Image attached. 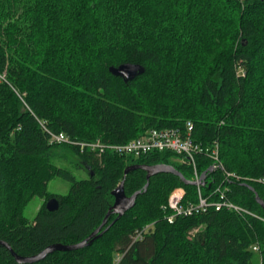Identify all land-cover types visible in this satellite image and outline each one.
<instances>
[{
    "label": "trees",
    "instance_id": "16d2710c",
    "mask_svg": "<svg viewBox=\"0 0 264 264\" xmlns=\"http://www.w3.org/2000/svg\"><path fill=\"white\" fill-rule=\"evenodd\" d=\"M124 63L145 71L129 80L111 72ZM0 74V241L9 245L0 244V264H264L256 199L264 201V0H0ZM187 121L196 140L219 145L222 167L196 157L210 179L203 192L228 186L251 213L210 208L170 222L163 205L172 190L183 186L187 202L198 199L197 185L173 172L148 180L144 168L125 169L171 164L192 179L173 153L99 156L50 140L64 132L124 143ZM57 154L88 176L55 164ZM56 176L71 182L68 193L49 191ZM123 180L128 196L140 191L136 203L111 214L91 244L17 261L14 253L87 238ZM35 196L44 203L30 220L24 209Z\"/></svg>",
    "mask_w": 264,
    "mask_h": 264
},
{
    "label": "built area",
    "instance_id": "2783aa9c",
    "mask_svg": "<svg viewBox=\"0 0 264 264\" xmlns=\"http://www.w3.org/2000/svg\"><path fill=\"white\" fill-rule=\"evenodd\" d=\"M4 75L0 74V79ZM194 124L187 121L185 125L180 128H151L141 133L140 135L128 140L124 143H107L101 139L96 141H75L71 140L64 132L53 133L50 132L51 142H71L80 146V149H90L97 155L101 156L106 152L115 154H124L132 156H140L152 152L168 151L178 158L179 162L192 167L193 178L198 182L197 184V200H189L184 202L186 190L183 186L175 187L169 195L168 201L163 205V209L168 211V219L173 222L180 215H194L208 211L210 208L221 210H233L236 212L251 213L245 207L231 200L227 194L228 186H215L205 194L202 189L204 186H210V179L205 178V184L201 185V174L198 172L196 157L200 154H206L213 160L211 168L222 167L220 160L219 145H207L196 140L193 137ZM226 178L235 177L232 172L225 171ZM198 229H194L197 231ZM193 232V231H192ZM139 232L137 236H140ZM257 248V247H256Z\"/></svg>",
    "mask_w": 264,
    "mask_h": 264
},
{
    "label": "water",
    "instance_id": "95a60500",
    "mask_svg": "<svg viewBox=\"0 0 264 264\" xmlns=\"http://www.w3.org/2000/svg\"><path fill=\"white\" fill-rule=\"evenodd\" d=\"M110 70L113 74L115 75H120L122 76L125 80H129V79H133L135 78L138 74H141L145 71V67L139 64H133V63H124L121 64L120 66H111ZM136 167H141L144 168L147 171V178L149 180V178L156 174V173H160V172H173L176 173L180 176L181 180L185 183V184H191V185H197L198 182L192 179H188L186 178L183 173H181L175 166L171 165V164H154V165H130L125 169V175L132 169L136 168ZM207 176V172H203L201 175V185L205 184V178ZM148 183L146 184L145 188H147ZM140 193V191L134 193L131 196H128L125 193V188H124V180L112 191V194L115 197L114 203L112 204V206L109 208L102 224L96 229L94 230L87 238H85L84 240L76 243V244H71V245H64V244H54L51 246H48L45 250H43L42 252L33 255V256H20L17 255L16 253H14L16 259L18 262L20 263H31L34 261H37L43 257H45L48 253L54 251V250H71V249H78V248H82L84 246H87L89 244H91L96 238H98L99 236H101L103 234V232L108 229V227L104 230L101 231V229L103 228V226L107 223V220L109 218V216L111 214H117V218H119L120 216L124 215L130 208H132L135 203H136V198L137 195ZM257 201L264 207V201L262 199H260L258 196H256ZM47 208L51 211L55 210L58 208L59 206V202L55 197L50 198L47 201ZM0 244H5L9 247L8 244L3 243L2 241H0Z\"/></svg>",
    "mask_w": 264,
    "mask_h": 264
},
{
    "label": "rangeland",
    "instance_id": "374dc122",
    "mask_svg": "<svg viewBox=\"0 0 264 264\" xmlns=\"http://www.w3.org/2000/svg\"><path fill=\"white\" fill-rule=\"evenodd\" d=\"M175 156V155H174ZM52 160L55 164L60 166H65L69 168L78 179L85 178L88 176L87 171L84 168L76 167L70 161L62 158V155L57 154L52 157ZM179 162V160H177ZM71 182L65 178L56 176L52 178L48 183V189L50 192L65 194L70 190ZM44 203V198L40 196L33 197L30 202L26 205L24 209V215L33 220L41 206Z\"/></svg>",
    "mask_w": 264,
    "mask_h": 264
},
{
    "label": "bare ground",
    "instance_id": "6f19581e",
    "mask_svg": "<svg viewBox=\"0 0 264 264\" xmlns=\"http://www.w3.org/2000/svg\"><path fill=\"white\" fill-rule=\"evenodd\" d=\"M193 137H194V136H193ZM60 143H65V142H60ZM66 143H67V142H66ZM174 155H175V154H174ZM166 214H167V213H166ZM166 214H165V215H166ZM188 216H189V215H188ZM177 218H178V217H177ZM148 225H149V224H148ZM147 228H149V227L147 226ZM145 229H146V228H145Z\"/></svg>",
    "mask_w": 264,
    "mask_h": 264
}]
</instances>
